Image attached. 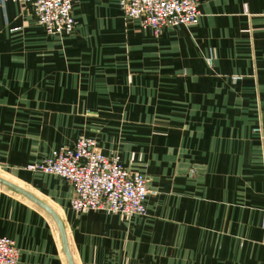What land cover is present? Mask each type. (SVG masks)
<instances>
[{
    "label": "crops",
    "instance_id": "0c3cea01",
    "mask_svg": "<svg viewBox=\"0 0 264 264\" xmlns=\"http://www.w3.org/2000/svg\"><path fill=\"white\" fill-rule=\"evenodd\" d=\"M198 10L155 36L117 0H72L52 35L0 6V177L55 211L73 264H264V0ZM80 135L145 177V215L74 213L68 181L27 169ZM0 236L18 264H69L53 218L2 184Z\"/></svg>",
    "mask_w": 264,
    "mask_h": 264
},
{
    "label": "built area",
    "instance_id": "2783aa9c",
    "mask_svg": "<svg viewBox=\"0 0 264 264\" xmlns=\"http://www.w3.org/2000/svg\"><path fill=\"white\" fill-rule=\"evenodd\" d=\"M5 1L0 0V6ZM10 1L24 6L47 34L69 35L75 29L72 0ZM117 3L127 20H137L140 27L150 29L155 36L166 26H194L200 16L199 0H117ZM27 169L68 181L73 190L70 208L77 214L104 210L123 217L142 216L147 211L148 195L154 193L141 173L126 168L117 153L101 152L96 140L86 135H80L70 147L55 149ZM195 173V169L189 170V175ZM0 264H18V248L6 236H0Z\"/></svg>",
    "mask_w": 264,
    "mask_h": 264
},
{
    "label": "water",
    "instance_id": "95a60500",
    "mask_svg": "<svg viewBox=\"0 0 264 264\" xmlns=\"http://www.w3.org/2000/svg\"><path fill=\"white\" fill-rule=\"evenodd\" d=\"M0 184L7 186L10 189L20 193L21 195H23L24 197H26L27 199H29L30 201L34 202L35 204L40 206L42 209H44L53 218L54 222L56 223V225L58 227V230H59V233L61 236V241L63 244L65 255L68 259V262H69V264H73L69 250H68L67 236L65 233L63 223H62L61 219L59 218V216L55 213V211L51 207H49L47 204H45L43 201H41L40 199H38L37 197H35L31 193L26 191L25 189L17 186L16 184L12 183L11 181H9L3 177H0Z\"/></svg>",
    "mask_w": 264,
    "mask_h": 264
}]
</instances>
